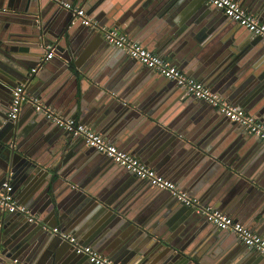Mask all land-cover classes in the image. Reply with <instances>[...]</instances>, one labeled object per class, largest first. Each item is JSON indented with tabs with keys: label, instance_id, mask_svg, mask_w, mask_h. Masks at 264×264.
Listing matches in <instances>:
<instances>
[{
	"label": "water",
	"instance_id": "95a60500",
	"mask_svg": "<svg viewBox=\"0 0 264 264\" xmlns=\"http://www.w3.org/2000/svg\"><path fill=\"white\" fill-rule=\"evenodd\" d=\"M9 2L15 4V8L12 7L14 10L4 7V2L0 4V90L12 92V88L20 83H28L30 87L33 78H29V73L30 66L34 64L33 57L45 55L48 46L54 48L55 55L46 62L56 60L61 65L50 81L72 75L76 82L80 66L76 54L80 43L70 26L75 27L79 23L71 24L72 11L54 0H49L47 6L43 0ZM263 3L264 0L244 1L249 7ZM59 5L68 11V18L63 19L62 12H56ZM206 5L201 4L198 14L208 15L211 8L216 9L213 5ZM255 10L252 9V12ZM46 12H49L47 18ZM8 15L24 20L27 26L23 28V35L16 34L20 28L4 23V20H9L5 18ZM253 35L254 38L233 49L231 59L218 72V86L222 84L226 88L234 85L251 68L254 71L251 76L258 78L261 87L264 86V38ZM243 84L231 86L238 104H243V98L250 97L251 92L247 87H242ZM39 86L42 88L43 83ZM227 91L223 90L230 95ZM73 96L71 110L75 111L82 103ZM7 105L0 98V182L10 175L13 191L21 189L19 194L23 192L27 196L25 202L32 208L33 214H39L42 223L83 234V244L92 243L95 248L105 250V254L120 264H264V255L255 254V249L244 244L245 248L243 242L232 245V241L238 238L235 233L224 229L213 230L212 227L216 226L206 216L184 204L182 209L186 212H180L174 201L178 199L169 190L154 186L165 191L166 195L154 196L145 214H139L142 206L138 201L145 196V192L136 197L137 182L133 184L132 191L127 189L125 192L120 187L111 194L109 191H93L79 183L78 179L70 178L67 174L71 170L74 154L81 148L75 142L78 138L68 136L67 131L39 111L35 120L24 127L21 118L16 121L9 118L11 103L9 107ZM124 107L129 108L127 105ZM141 111L155 118L151 109L141 108ZM132 115L138 116V113L130 108L126 118ZM128 125L131 127L133 122ZM240 128L245 130L241 125ZM162 132L166 135L164 141H173V145L174 142H181L178 134H185L177 129L174 132L164 129ZM60 136L63 140L52 145L54 139ZM190 141L192 145L189 146L195 151L192 156L194 170L198 172L195 175L198 178L205 174L201 185L210 181L211 185L214 182L227 186L232 184L233 193L237 192L240 198L249 196L251 201L261 205L260 214L264 218V173L257 171L261 159L250 157L254 151L264 156V143L251 144L253 140H246L238 148L232 146L220 151L217 145L211 146L193 139ZM260 141L264 142L262 139ZM181 143L185 145V141ZM89 148L96 151L93 147ZM115 165L125 169L118 163ZM67 186L71 189L72 199L71 204L65 206L60 198ZM42 223L30 222L22 213H10L0 208V264H93L86 255L76 253L70 242L44 229Z\"/></svg>",
	"mask_w": 264,
	"mask_h": 264
},
{
	"label": "crops",
	"instance_id": "0c3cea01",
	"mask_svg": "<svg viewBox=\"0 0 264 264\" xmlns=\"http://www.w3.org/2000/svg\"><path fill=\"white\" fill-rule=\"evenodd\" d=\"M9 1H1L0 4L4 2L6 4L4 7L14 10L15 4L11 5ZM66 1L80 3L89 15L100 23L120 28L129 38L171 61L187 75L201 80L221 93L230 103H236L235 105L242 110L257 115L264 122V86L261 87L258 78L251 76L254 72L252 68L231 85L236 87L244 83L241 86H245V89L247 87L248 92H251L250 97L243 98V104L237 103L238 98L234 97L230 85L226 88L222 84L218 86V72L225 62L231 59L233 49L242 46L246 40L254 38V35L242 26H236L218 9L211 8L212 11L208 15L198 14L201 4L206 5L205 0ZM237 1L250 12L256 9L252 13L264 22V3L249 7L244 4L245 0ZM43 2L47 6L49 0ZM58 7L55 9L56 12L59 14L62 12L63 19L68 18V11L62 9L60 5ZM48 13L45 14L46 18ZM5 18L9 20H4V23L20 28L16 34L23 35V28L27 25L21 17L8 15ZM70 29L80 43L76 54L80 65L77 81L75 82L72 75L50 81V78L61 68L56 60L45 62L40 70L33 73L32 69L42 61L44 54L34 55L32 60L34 64L30 66L29 73V78H33L31 86H28L29 92L54 107L62 115L76 118L101 133L120 149L133 154L159 174L174 181L191 196L219 208L264 237L261 205L258 206L257 202L251 201L249 196L240 198L237 192L233 193L232 184L227 186V184L221 185L224 184L222 182L219 184L214 182L215 184L211 185L212 181H210L201 185L205 174L196 177L195 174L198 172L194 170L192 158L195 151L189 146L192 145L190 140L193 139L211 146L217 145V149L225 151L232 146L238 148L246 140H253L251 144L264 142L241 129L238 123H233L205 101L188 95L183 88L171 80L129 57L114 45L106 43L101 35L81 24L70 26ZM41 83L44 88L39 86ZM226 89L230 95L223 92ZM254 90L255 93H252ZM73 95L82 103V106L78 105L75 111L71 110ZM0 98L5 101V106L8 104L9 107L12 92L1 89ZM258 103L261 104L257 106ZM140 107L151 109L155 118L142 114ZM130 108L136 111L138 116L132 115L127 119L126 114ZM38 114L31 105L25 104L19 116L22 126L30 125ZM132 122L133 125L129 127L128 124ZM164 129L170 132L177 129L185 133L178 134V138L181 142L185 141V145H181V142H174L173 145V141L166 143L164 141L166 135L162 132ZM68 136L71 137L69 134ZM62 140L60 136L54 139L52 145ZM75 142L79 143L81 148L74 154L71 170L67 175L78 179V182L86 185L88 189L102 193L109 191L113 194L120 187H123L125 192L127 189L132 191L133 184L137 182L136 197L145 192V196L138 201L140 207L142 206L139 214H145L154 196L166 195L165 191L115 165L108 157L103 158L102 154L90 149L83 139L78 138ZM250 154L254 160L261 159L257 171L264 173L262 153L261 156L257 151ZM20 190L14 191L16 199L32 210L25 202L27 196H24L23 192L19 194ZM70 192L71 189L67 186L66 191L61 195L60 200L65 206L71 204ZM170 196L173 198L172 195ZM174 201L180 212H186L182 209V203ZM37 216L39 217V214ZM58 227L74 234L81 243H85L83 234L79 235L70 229ZM212 228L220 231L217 227ZM238 242L242 243L239 238L234 239L232 245ZM242 244L245 246L244 243ZM86 245L94 247L92 243ZM95 249L114 260L105 254V250ZM255 252L260 255L258 251Z\"/></svg>",
	"mask_w": 264,
	"mask_h": 264
},
{
	"label": "built area",
	"instance_id": "2783aa9c",
	"mask_svg": "<svg viewBox=\"0 0 264 264\" xmlns=\"http://www.w3.org/2000/svg\"><path fill=\"white\" fill-rule=\"evenodd\" d=\"M54 1L58 2L65 9L72 11L71 24L79 23L99 33L108 43L123 49L129 57L139 61L167 79L174 81L188 95L205 101L231 121L243 126L250 134L264 140V122L257 115L245 112L238 105L230 103L221 93L213 90L201 80L187 75L171 61L129 38L120 28L100 23L89 15L85 7L80 3H72L66 0ZM205 2L209 6H215L216 9L222 11L232 21L237 22L249 32L264 38V22L256 14L245 9L237 0H205ZM54 55V48L48 46L42 61L32 69V72L36 73ZM25 104H29L36 111L42 112L50 121L67 131L69 135L83 139L88 147H93L100 154L111 158L115 163L123 166L137 177L147 180L153 186L169 190L182 204L206 216L207 220L219 229L235 233L246 246L264 255V237L260 234L219 208L203 203L199 198L191 196L174 181L159 174L155 169L133 154L120 149L101 133L83 124L76 118L62 115L54 107L46 104L41 98L31 94L28 83H20L12 88L9 118L13 121L18 120ZM13 189L12 178L8 175L0 182V208L10 213H22L28 217L30 222L42 223L40 218L31 212L30 208L21 204L16 199ZM42 226L49 232L57 234L70 242L76 253L86 255L88 261L93 264H120L102 255L91 245L81 243L74 234L58 226H49L46 223H42ZM15 261L17 260L15 259Z\"/></svg>",
	"mask_w": 264,
	"mask_h": 264
}]
</instances>
